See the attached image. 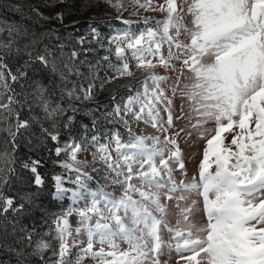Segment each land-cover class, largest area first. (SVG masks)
Here are the masks:
<instances>
[{
  "label": "snow or ice",
  "instance_id": "1",
  "mask_svg": "<svg viewBox=\"0 0 264 264\" xmlns=\"http://www.w3.org/2000/svg\"><path fill=\"white\" fill-rule=\"evenodd\" d=\"M104 2L120 13L117 20L130 7L165 16L154 23L145 18L144 29L109 38L114 46L110 52L118 63L111 65L114 74L101 88L104 83L133 78V61L135 69L146 75L135 89L127 86L126 97L113 95L112 110L104 112L103 119L93 114L90 129L82 124L80 136L73 135L75 105L70 107L73 114L67 115L59 104L49 103L51 90L29 83V70L37 63L53 73L59 71L52 52L28 44L21 47L16 39L22 35L19 29L0 25V34L7 31V38H0V123L7 125L3 130L13 150L18 137L30 131L36 135L34 125L41 119L32 115V109L38 105L51 128L41 123L37 143L51 142L55 156L66 157L58 161L60 167L75 174L73 188L65 186L64 176H52V198L67 197L71 206L52 218L47 239L29 233L21 237L33 246L28 255H38L44 264H169L163 259L166 254L175 255V264H264V0H164L159 5L154 0ZM55 18L63 21V13L57 12ZM91 32L95 40L97 29L91 27ZM79 43H85L83 36ZM78 55L73 50L67 62L61 61L62 82L71 75L83 79L76 66ZM14 60L22 63L13 67ZM103 60L109 61V56ZM89 67L98 68L99 62ZM158 67L178 73L171 95L166 90L171 77L157 73ZM94 89L95 84L88 83L71 89L65 85L63 91L70 101H89ZM177 98L180 114L174 117ZM181 119L188 121V130L170 132L174 121ZM104 121L113 129L101 131ZM133 121L150 125L163 139L134 133ZM116 125L127 130V138ZM60 129L68 132L67 139ZM193 132L204 141L201 158L190 179L177 180V171L188 175L178 138L181 133L192 137ZM0 159L5 161L0 167V215L20 213L26 204H36L38 192H24L20 196L24 203L5 194L12 177H20L10 166L14 158L5 153ZM95 164L102 167L97 169ZM40 165L39 159L21 164L33 174L30 183L37 190L45 187ZM88 168L104 171L120 194L91 188L93 176ZM173 200L179 217L175 227L166 220L164 202ZM73 215L78 217L75 228L69 219ZM165 231L170 236L167 241ZM74 248H78L75 259ZM10 251L18 257L17 264H27L23 251ZM49 251L54 259L46 256Z\"/></svg>",
  "mask_w": 264,
  "mask_h": 264
},
{
  "label": "rangeland",
  "instance_id": "2",
  "mask_svg": "<svg viewBox=\"0 0 264 264\" xmlns=\"http://www.w3.org/2000/svg\"><path fill=\"white\" fill-rule=\"evenodd\" d=\"M5 2L12 9L19 11L20 15L23 17H32L38 20V25L40 26L42 39L37 41V44L34 46L32 43H28L31 47H34L38 51H44L45 49L49 50L53 54L54 63L57 64L59 71L57 73H53L55 75H59L60 71H63V67L61 61L67 62L68 57L70 56L73 50L78 52V60L76 61V66L79 68V71L83 73V79L76 75H71L68 77L67 81H63L66 84L68 89L72 87L83 84L85 87L88 83H94V98L89 101L81 100H69L67 96V92L63 91L64 85L59 88L62 93L58 95L48 96L49 103L55 107L59 104L66 110L67 115L73 114L70 111L71 105H75L78 111L75 113V117L79 115H86L88 110L91 108L97 107L99 105H105L107 102L112 101V96L116 95L119 97H126L128 94V87L131 85L134 89L140 84V82L144 79L146 73H143L137 69H135V62L133 61V71L135 72V76L133 78H124L120 80L113 81L112 83H104L103 88H101V83L106 81L108 77L114 74V69L111 65H115L118 63L114 52H110L111 48L114 46L109 44V38L113 37L118 33H122L124 31H136L142 30L146 27L143 23L145 18H150L149 22L154 23L156 20H162L165 16V13L160 11H146L144 9H135L133 10L130 7L129 11H124L120 20L116 19L117 15L120 13L117 10L105 3L104 0H65L64 3H59L58 0H0ZM164 0H154L156 5L163 3ZM57 12L63 13V21H60L55 18V14ZM124 20L130 21L131 23L125 24ZM185 22L189 23L190 26V17L185 18ZM0 25H4L7 27H13L14 24L3 20L0 18ZM91 27H95L97 29L96 39H92ZM83 36L85 38V43L81 45L79 43V38ZM0 38H7V31L0 34ZM17 39V38H16ZM184 39V37H181ZM20 41V38L17 39ZM99 41V42H97ZM25 43H22V47ZM87 49V51H85ZM167 49L165 47V53ZM109 56V61L103 60L104 56ZM83 62V63H81ZM99 62V67L90 68L89 65H97ZM177 67L179 65L177 64ZM160 75L170 76L171 80L167 85L166 90H168V94L171 95V85L175 80V77L178 73H174L171 70H165L163 68H157L155 70ZM60 76V75H59ZM95 77V79H93ZM183 83H187V81H183ZM33 88L35 85H32ZM17 91H19V85L16 86ZM31 90V89H30ZM113 102V101H112ZM181 106V101L177 98L174 101L173 107V115L174 117L179 115V109ZM113 108V103L111 106V110ZM185 112H187V106H184ZM27 111V109H25ZM33 116H39L41 121L44 120V113L38 105H33L32 109ZM162 116L166 119V114L162 113ZM89 118V117H88ZM103 119V112L102 118ZM92 120V119H91ZM107 123V121H104ZM174 128L170 129V132H176L180 128H185L186 131L188 121L181 119L174 121ZM7 125L0 123V132L6 128ZM116 127H118L116 125ZM132 130L136 134L142 135H158L163 139V134L157 132L150 125H146L142 122L137 123L135 121L131 124ZM207 127H214L213 124L207 125ZM121 133L127 138V130L119 127ZM84 129L81 131V135L83 134ZM178 142L180 144L181 149L184 154V161L187 168V177H184L179 171L175 173L177 180L179 179H190L194 171L196 170L199 159L201 158V152L204 146V141L197 138L195 132H193L192 137L186 136L184 133H181L178 138ZM28 146H31V142L28 141ZM88 159L91 162V156L88 155ZM97 169H100L102 166L100 164H95ZM63 173L61 174L66 178V187L73 188L75 187L71 180L74 179L75 174L69 173L65 169L62 168ZM87 171L93 176V179L89 181V186L93 189L104 187L107 192H114L116 195L120 194V190L117 186H114L110 183V178H105L104 171H96L94 172L92 168H88ZM179 195V194H177ZM67 201V208L71 206V201L64 199ZM62 201V200H57ZM168 205V216L166 217L167 222L170 226L175 227L176 220L178 217V209L176 208V201H164ZM48 205L45 203L39 209V212H46ZM66 208V209H67ZM62 214V213H61ZM200 219V215L197 216ZM70 223L73 228L78 226V217L73 215L69 218ZM83 239V238H81ZM164 239L167 241L170 239L169 234L165 231ZM78 252V248L73 249L72 258L75 259L76 253ZM164 260L169 261V264H175V255L166 254L163 257ZM89 264H92L89 261Z\"/></svg>",
  "mask_w": 264,
  "mask_h": 264
},
{
  "label": "trees",
  "instance_id": "3",
  "mask_svg": "<svg viewBox=\"0 0 264 264\" xmlns=\"http://www.w3.org/2000/svg\"><path fill=\"white\" fill-rule=\"evenodd\" d=\"M20 14L22 13L12 9L5 2L0 1V18L13 23L14 28L19 29L22 33L21 36L17 37V39L20 38L18 42L19 45L22 47V43L31 44L35 41V46L37 41L42 39L38 20L30 16L23 17V15ZM25 33L26 35H24ZM11 63L13 67H16L19 66V63H22V61L14 60ZM29 77L30 84H40L46 90H51L48 92V96H59L61 94L63 97L59 88L66 84L61 81L59 75L53 74L50 69H44L37 63L33 66V69L29 70ZM112 103L113 102L110 101L105 105L91 108L85 116L78 114L74 120L73 135H81V131L83 130V128H81L82 124H88L90 129L92 115L94 114L102 118V112L111 111ZM25 115H28L26 110ZM41 123L44 127L51 128L50 121H41ZM41 123H36L34 125V131L36 132L35 136L32 135L30 131L25 134L23 138H17L19 144L15 150H13L12 141L8 133L4 130L0 132V155L6 153L7 158H14L15 163L10 166L16 169V174L20 177V179L12 177L10 186L4 189L5 194L15 196L17 203H24V201L20 200V196L23 195L24 192H38L36 204H26L25 209L20 213L9 212L6 215H0V264H17L18 257L15 253L10 251L12 248L24 252L27 257V264H44V261L41 260L38 255H28V253L32 251L33 246L28 245L21 237L24 236L25 233H29L34 238L44 237L47 239L48 237L45 234L49 233L50 229L53 227L52 218L56 215H60L67 208L66 200L57 201L51 196L54 183L52 181V176L61 175L63 173L62 167H60L58 161L64 160L66 157L63 154L60 157H56L53 145L49 141H45L44 145L37 143L36 136L39 135ZM117 126L121 127V125ZM112 129V124L104 122L101 131ZM60 131L63 138L67 139L68 132L63 129H60ZM28 141L31 142V146H28ZM61 144H63V140ZM30 159H39L41 161L38 171L45 179V187L42 190H37L35 186L30 183L33 179V174L21 168V164L30 161ZM4 166L5 161L0 159V167ZM45 203L48 205L46 212H39V209H41V206ZM21 229H23V231H21ZM56 244L57 242L53 240V245L56 246ZM46 256L54 259L51 251L47 252Z\"/></svg>",
  "mask_w": 264,
  "mask_h": 264
}]
</instances>
